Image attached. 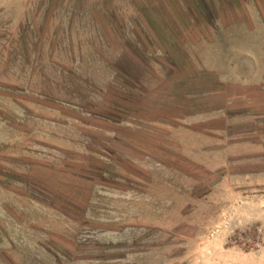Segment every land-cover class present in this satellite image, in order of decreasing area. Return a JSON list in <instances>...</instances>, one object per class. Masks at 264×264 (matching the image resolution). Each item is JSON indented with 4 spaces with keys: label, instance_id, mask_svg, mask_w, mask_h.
Segmentation results:
<instances>
[{
    "label": "crops",
    "instance_id": "obj_1",
    "mask_svg": "<svg viewBox=\"0 0 264 264\" xmlns=\"http://www.w3.org/2000/svg\"><path fill=\"white\" fill-rule=\"evenodd\" d=\"M160 2L156 20L116 14L123 30L89 3L84 54L69 47L60 69L67 85L39 74L0 87L19 124L0 117V264H26L38 233L59 243L36 247L66 246V220L98 199H116L124 215L125 183L170 182L173 162L218 168L264 155V0L202 1L196 22L183 3L173 16ZM52 87L68 98L44 92Z\"/></svg>",
    "mask_w": 264,
    "mask_h": 264
},
{
    "label": "rangeland",
    "instance_id": "obj_2",
    "mask_svg": "<svg viewBox=\"0 0 264 264\" xmlns=\"http://www.w3.org/2000/svg\"><path fill=\"white\" fill-rule=\"evenodd\" d=\"M163 1L172 5L173 16H178L181 8L179 4L175 7L176 1L183 3L185 11L181 13L187 12L196 22L201 14L194 6L206 5L202 1L209 0ZM155 2L0 0V87L19 89L30 75L39 79V74L67 85L66 73L60 69L68 67L65 55L69 47L84 54L88 24L83 12L89 10V3L104 4L107 16L114 21L111 26L116 23L122 29L116 14L133 11L134 21L139 16L156 20L164 14L165 6ZM78 74L83 79V73ZM66 90L52 87L44 92L66 99ZM13 111L18 109L0 103L1 122L16 128L19 124L11 117ZM20 124L29 129L31 122ZM74 135L67 138L66 145L80 141L79 133ZM124 186L133 189V198L123 205L124 215L116 210L122 207L116 199H98L86 216L66 220L68 229L58 232L60 244L66 246L36 247L59 243L52 240L57 236L36 234L32 246L27 247L33 255L26 264H264V155L218 168L173 162L170 182ZM63 238L67 241H61Z\"/></svg>",
    "mask_w": 264,
    "mask_h": 264
}]
</instances>
